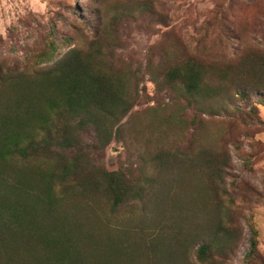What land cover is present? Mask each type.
Listing matches in <instances>:
<instances>
[{
    "label": "rangeland",
    "instance_id": "rangeland-1",
    "mask_svg": "<svg viewBox=\"0 0 264 264\" xmlns=\"http://www.w3.org/2000/svg\"><path fill=\"white\" fill-rule=\"evenodd\" d=\"M119 11L131 16L114 33L110 17ZM103 29L116 35L117 65L135 68L157 62L164 44L172 43L207 61L230 60L245 49L264 51V0H0V76L39 67L34 57L48 49L49 41L56 46L55 61ZM167 102L168 96L156 93L144 77L139 105L123 119L119 134L105 149L96 151L93 135L84 134L82 150L89 163L104 171L117 169L124 180L137 181L143 190L113 206L98 184L99 176L92 173L90 178L86 175L84 186L64 196L58 208H49V213L41 209L35 221L56 222L59 229L51 233L59 230L73 246L74 259L65 264H201L196 251L207 239L214 206L211 189L205 187L209 175L201 173L195 160L182 156L184 145L176 136L155 140V134L141 128L152 121L147 115L152 110L169 109ZM258 113L260 121L250 125L237 123L233 115L197 116L206 141L217 139L230 154L223 200L233 202L234 221L242 231L235 254L217 264H240L248 245L244 219L249 211L260 231L258 248L264 258V105H258ZM174 131L184 141L190 137L202 141L192 129L186 135H179L177 127ZM234 142L249 157V165L236 156ZM155 155L157 161L152 160ZM10 226L5 222L0 229L1 240L16 264H28L32 259L19 253L28 241L12 235L20 233L10 232L18 231ZM31 251L43 256L41 251Z\"/></svg>",
    "mask_w": 264,
    "mask_h": 264
},
{
    "label": "trees",
    "instance_id": "trees-1",
    "mask_svg": "<svg viewBox=\"0 0 264 264\" xmlns=\"http://www.w3.org/2000/svg\"><path fill=\"white\" fill-rule=\"evenodd\" d=\"M130 16L128 11L113 13L110 29L115 33ZM115 37L103 29L91 41L73 46L55 61L56 46L49 41L48 49L34 57L39 67L0 76V190H4L0 194V229L6 222L13 230L18 229H9L10 232L20 233L12 235L26 238L28 247L20 246L19 253L32 259L28 264H45L49 259V264H65L74 259L73 246L67 244L69 238L61 236L59 230L51 233L52 229H59L56 222L49 225V221H35L41 209L49 213L58 208L64 196L86 183L84 180L92 173L99 176L98 184L113 206L139 195L143 186L137 181L124 180L117 169L104 171L89 163L82 144L86 133L93 135L92 147L96 151L105 149L115 139L123 119L139 105L140 84L147 77L156 93L168 96L166 105L170 108L152 110L147 114L152 121L141 128L155 134V140L158 136L160 140L161 136H176L175 140L184 145L182 156L195 160L201 173L209 175L208 184L204 183L211 189L214 206L207 239L197 249L196 258L201 264L228 260L242 238L234 221L233 202L223 200L231 158L217 139L206 141L197 116L233 115L242 125L260 121L264 51L245 49L230 60L207 61L187 54L178 43L164 44L157 62L132 68L116 64ZM45 62L49 66L41 67ZM176 127L179 135L192 129L202 141L193 142L192 137L184 141L175 134ZM233 146L236 156L245 166L249 165V157L237 143ZM152 158L158 160L157 155ZM20 163L24 167L18 170L15 164ZM244 222L249 239L240 264H264L254 213L249 211ZM1 235L0 264H16ZM32 249L41 251L43 256L32 253ZM39 258H43L41 263Z\"/></svg>",
    "mask_w": 264,
    "mask_h": 264
}]
</instances>
